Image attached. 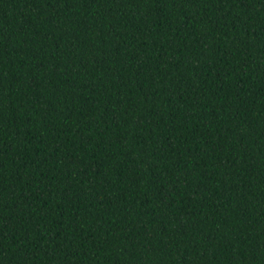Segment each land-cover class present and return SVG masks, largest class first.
Instances as JSON below:
<instances>
[{"label":"trees","instance_id":"trees-1","mask_svg":"<svg viewBox=\"0 0 264 264\" xmlns=\"http://www.w3.org/2000/svg\"><path fill=\"white\" fill-rule=\"evenodd\" d=\"M0 264H264V0H0Z\"/></svg>","mask_w":264,"mask_h":264}]
</instances>
